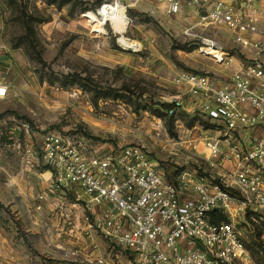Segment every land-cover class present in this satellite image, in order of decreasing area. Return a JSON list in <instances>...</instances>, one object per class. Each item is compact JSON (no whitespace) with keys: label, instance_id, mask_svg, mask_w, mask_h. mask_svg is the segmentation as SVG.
I'll return each instance as SVG.
<instances>
[{"label":"rangeland","instance_id":"obj_1","mask_svg":"<svg viewBox=\"0 0 264 264\" xmlns=\"http://www.w3.org/2000/svg\"><path fill=\"white\" fill-rule=\"evenodd\" d=\"M257 1V16L264 20V0ZM113 2L0 0V84L8 87L0 96V264H78L84 247L103 256L112 250L98 233L95 241L83 233L82 245L62 228V199L68 196L53 194L61 201L49 202L48 187H41L45 178L34 174L46 169L38 156L46 132H59L90 151L140 146L166 171L193 167L206 154L201 141L207 125L188 111L168 115L163 103L180 91L173 77L182 69L206 71L221 82L234 72L201 48L203 37L218 40L236 63L251 55L228 25H196L189 33L197 35L186 39L160 25L163 17L136 13L119 0L130 20L124 40L102 11ZM145 28L160 37L156 55L150 56ZM174 66L181 70L175 73ZM195 140L198 152L190 147ZM33 161H39L37 168H27ZM233 219L246 246L242 264H264V222ZM126 258L109 263L128 264Z\"/></svg>","mask_w":264,"mask_h":264},{"label":"built area","instance_id":"obj_2","mask_svg":"<svg viewBox=\"0 0 264 264\" xmlns=\"http://www.w3.org/2000/svg\"><path fill=\"white\" fill-rule=\"evenodd\" d=\"M167 1L169 13L183 4L194 7L203 24L228 25L250 48L224 81L206 71L173 77L180 91L167 99V113L184 110L205 119L202 162L166 171L140 146L90 151L56 131L43 135L39 160L51 172L50 194L74 191L76 200H84L86 230L112 245L94 264L122 256L128 264H242L246 246L233 217L264 222V25L257 0ZM201 42L231 66L233 56L218 40ZM7 92L1 83L0 96ZM22 128L32 131L29 123ZM199 145L195 140L190 147L198 152ZM214 212L224 218L213 220Z\"/></svg>","mask_w":264,"mask_h":264},{"label":"crops","instance_id":"obj_3","mask_svg":"<svg viewBox=\"0 0 264 264\" xmlns=\"http://www.w3.org/2000/svg\"><path fill=\"white\" fill-rule=\"evenodd\" d=\"M125 1H126V6L129 9L136 10V13L141 12V13H147L148 15H150V16L152 15L154 17H157V16H160L161 18L163 17V19L158 20L157 22L160 23V25H165V26L167 25V26L172 27V29H174L178 35H182V36H184V38L190 37L193 35L194 36L197 35V33H189V31L191 30L190 28H192L193 26L194 27L196 25H200L201 27L203 26V23L200 21V14L198 13V11L194 7H190L187 4H183L182 8L179 12L169 13L168 12L169 3L167 0H125ZM226 1L228 3H233L236 0H226ZM260 5H261V3H260ZM260 18L261 19L259 21V25L263 26L264 25L263 17H260ZM191 32H192V30H191ZM159 34L162 36V33H159ZM144 35L148 39V42L146 43V45L149 49L150 56L156 55L157 53H159L158 49L156 48L157 40H160L159 35L156 34L153 29H150V28H145ZM245 36L247 37V36H249V34H245ZM250 37L254 38L255 36H250ZM125 43H126V47L130 46V45L128 46V44H127L129 42L125 41ZM123 59H126V58H123ZM235 60H234V58H232V64H231V66H228V67L232 68V65H233V67L234 66L236 67L238 62L236 63ZM150 64H151V62H150ZM168 66H170V65H168ZM174 67H175V73H176V71L178 72L179 69L181 70V68L179 66H174ZM182 70H184V69H182ZM39 161H33L30 165H27L26 167L28 168L31 165H36L35 168H37V166L39 165ZM47 173H48V175L46 176ZM34 174H36L39 178H42V177L45 178V180L41 182L42 188L49 187V183H50V179H51V172L48 168L44 169V171H38V169H37L36 171H34ZM13 181H16V183L19 184V178L18 177L13 179ZM64 194L66 196H68V198L62 199L63 204H65L64 211H66L65 212V214H66L65 219L63 218L64 223H63L62 228H65L66 233L69 234V236L73 235L74 237H77L79 244L83 245L84 242H86V240L82 235H83V233L87 234V232H88L86 230V222H85L86 210L84 207V200H76L75 199V193L72 190H69L68 192H66ZM50 196H51L50 197L51 199L49 198V200H50L49 202H51L52 198L56 202L60 200V199H58L57 196H53V195H50ZM51 205L52 204L50 203V206ZM93 209H94V211H100L101 206H96ZM61 215H63V214L61 213ZM89 234L91 237L90 236H88V237L91 240H94L95 237L98 240L99 237H97L93 231H90ZM71 243L72 242L70 240V242L67 244L69 245ZM85 246H86V243H85ZM87 249H88L87 247H84L82 249L83 251L79 250V254H78L79 256L76 257L79 260L78 264H94V259L98 255H101V254H97V253L94 254L95 253L94 251L92 253H89L90 251H87ZM66 254H68V253L66 252Z\"/></svg>","mask_w":264,"mask_h":264},{"label":"bare ground","instance_id":"obj_4","mask_svg":"<svg viewBox=\"0 0 264 264\" xmlns=\"http://www.w3.org/2000/svg\"><path fill=\"white\" fill-rule=\"evenodd\" d=\"M102 11L107 16L113 30L119 33L121 38L127 40L126 31L130 20L125 14L124 4L119 3L118 1L113 3H104ZM207 50L209 49L207 48Z\"/></svg>","mask_w":264,"mask_h":264},{"label":"trees","instance_id":"obj_5","mask_svg":"<svg viewBox=\"0 0 264 264\" xmlns=\"http://www.w3.org/2000/svg\"><path fill=\"white\" fill-rule=\"evenodd\" d=\"M171 105H172V104H170V103H163V106L166 108V110H167L168 108H170ZM212 218H213V220H221V219H223L224 217L221 216L219 213L214 212Z\"/></svg>","mask_w":264,"mask_h":264},{"label":"water","instance_id":"obj_6","mask_svg":"<svg viewBox=\"0 0 264 264\" xmlns=\"http://www.w3.org/2000/svg\"><path fill=\"white\" fill-rule=\"evenodd\" d=\"M202 14H205V12L203 11Z\"/></svg>","mask_w":264,"mask_h":264}]
</instances>
